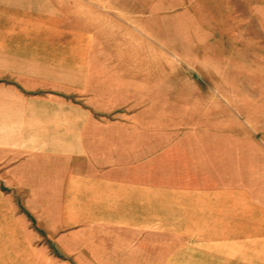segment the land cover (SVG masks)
I'll return each mask as SVG.
<instances>
[{
	"label": "crops",
	"instance_id": "crops-1",
	"mask_svg": "<svg viewBox=\"0 0 264 264\" xmlns=\"http://www.w3.org/2000/svg\"><path fill=\"white\" fill-rule=\"evenodd\" d=\"M203 1L247 21L189 16ZM262 10L0 0V264H264V131L231 110L247 87L167 65Z\"/></svg>",
	"mask_w": 264,
	"mask_h": 264
},
{
	"label": "rangeland",
	"instance_id": "rangeland-1",
	"mask_svg": "<svg viewBox=\"0 0 264 264\" xmlns=\"http://www.w3.org/2000/svg\"><path fill=\"white\" fill-rule=\"evenodd\" d=\"M111 1V0H104ZM133 2L135 5L146 3L149 0H118L122 2ZM154 1V0H150ZM262 4V20L259 25H231V26H207L206 35L208 41L199 43L200 54L197 58H167L168 66H182V79L196 81L231 82L236 86L245 85L247 89L231 90L235 105L231 110L235 114L240 111L253 116L248 121L247 129L261 128L264 131V0H258ZM233 6L235 8H233ZM243 4L233 3L229 8V15H214L212 6L207 2H199L196 7H190L189 16L204 21L213 20L214 16L219 18L228 17L231 21H247L243 16L234 19L232 15L244 13ZM177 14V15H176ZM249 15H247L248 17ZM141 17V16H137ZM165 17L173 19L180 17L177 10H167ZM219 34V35H218ZM223 40L216 41L220 37ZM136 42V49L140 48ZM142 48V47H141ZM191 43L184 42L183 49L190 50ZM141 60V59H136ZM256 64V65H255ZM261 67V73H249L248 69ZM245 95V96H244ZM233 101V99H232ZM237 121L230 122L231 128L236 129ZM264 142V138H263Z\"/></svg>",
	"mask_w": 264,
	"mask_h": 264
}]
</instances>
